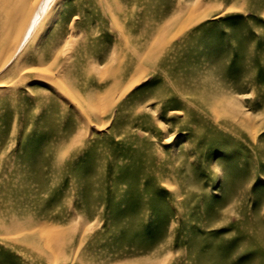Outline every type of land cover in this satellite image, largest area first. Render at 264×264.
<instances>
[{
	"label": "rangeland",
	"instance_id": "374dc122",
	"mask_svg": "<svg viewBox=\"0 0 264 264\" xmlns=\"http://www.w3.org/2000/svg\"><path fill=\"white\" fill-rule=\"evenodd\" d=\"M40 1L0 0V264H264V0Z\"/></svg>",
	"mask_w": 264,
	"mask_h": 264
},
{
	"label": "bare ground",
	"instance_id": "6f19581e",
	"mask_svg": "<svg viewBox=\"0 0 264 264\" xmlns=\"http://www.w3.org/2000/svg\"><path fill=\"white\" fill-rule=\"evenodd\" d=\"M27 1V0H26ZM43 1L44 0H41L39 3H38V7H37V9H36V11L39 13V10H40V8L42 7V4H43ZM38 13H37V15H38ZM36 15V16H37ZM65 220V219H64ZM21 250V249H20ZM5 255V254H4ZM16 257V256H15ZM6 262V261H5ZM11 264V263H10Z\"/></svg>",
	"mask_w": 264,
	"mask_h": 264
}]
</instances>
